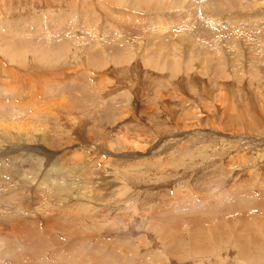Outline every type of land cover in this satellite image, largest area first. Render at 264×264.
Listing matches in <instances>:
<instances>
[{
    "label": "rangeland",
    "instance_id": "1",
    "mask_svg": "<svg viewBox=\"0 0 264 264\" xmlns=\"http://www.w3.org/2000/svg\"><path fill=\"white\" fill-rule=\"evenodd\" d=\"M165 1L0 0V264H264V0Z\"/></svg>",
    "mask_w": 264,
    "mask_h": 264
},
{
    "label": "bare ground",
    "instance_id": "2",
    "mask_svg": "<svg viewBox=\"0 0 264 264\" xmlns=\"http://www.w3.org/2000/svg\"><path fill=\"white\" fill-rule=\"evenodd\" d=\"M122 1H124V0H122ZM128 1V0H127ZM179 1V0H178ZM192 1V0H191ZM221 1V0H220ZM223 1V0H222ZM233 1V0H232ZM163 2V3H162ZM211 2H213V1H211ZM211 2H209V5H210V3ZM128 3V2H127ZM126 3V4H127ZM132 3V2H131ZM139 3H145V4H143V6L144 7H147V6H153V7H158L160 4L163 6H165L166 8L167 7H170L171 5H170V3H168V2H166L165 0H163V1H161V0H154L153 1V3H148L146 0H139ZM188 3H191V2H188ZM222 3V5H223V2H221ZM225 3V2H224ZM124 4H125V2H124ZM130 4V3H129ZM220 5V3L219 2H214L213 4H211L210 6H213L214 8H221V6H219ZM225 6H227V4H224ZM228 5H229V3H228ZM123 8H124V6L123 5H121ZM137 7V6H136ZM139 7V6H138ZM164 7V8H165ZM176 7V6H175ZM118 8H120V7H118ZM129 8V7H128ZM171 8V7H170ZM122 9V8H121ZM130 9V8H129ZM169 9V8H168ZM184 9H185V6H184ZM222 9H224V8H222ZM131 10V9H130ZM208 10H209V8H208ZM136 11V10H135ZM211 12V11H210ZM155 13V12H154ZM171 22V21H170ZM127 28V27H126ZM152 56V55H151ZM10 61V60H9ZM153 61V60H152ZM165 63H166V61H165ZM99 65V64H98ZM7 75V74H6ZM6 89V88H5ZM117 113V112H116ZM10 117V116H9ZM123 122V121H122ZM2 137V136H1ZM110 149V148H109ZM106 161V160H105ZM69 171V170H68ZM67 171V172H68ZM70 172V171H69ZM82 173V172H81ZM1 181V180H0ZM52 181V180H51ZM69 181V180H68ZM80 181V180H79ZM42 182V181H41ZM41 184V183H40ZM69 186H70V184L69 183H67V181L65 180L64 182H63V195H65V196H68L69 195V192H70V189L71 188H69ZM72 186V185H71ZM46 187V186H45ZM49 188H51V187H49ZM55 190H57V189H55ZM82 196V195H81ZM69 197H71V196H69ZM80 197V196H79ZM68 200V199H67ZM78 201V200H77ZM79 202V201H78ZM82 207V206H81ZM84 207H86V206H84ZM91 212V211H90ZM94 212V211H93ZM93 212H92V214H93ZM86 213V212H85ZM82 214V213H81ZM246 225H248V224H246ZM223 227V226H222ZM248 227H249V225H248ZM228 228V227H227ZM249 229H250V227H249ZM230 231V230H229ZM236 231V230H235ZM262 232H264V230L263 231H261V233ZM219 234H220V236H223V237H225L224 235H227V233H226V231L224 230V229H221V230H219ZM200 236V235H199ZM27 237V236H26ZM218 237V236H217ZM222 237V238H223ZM50 238V237H49ZM57 238V237H56ZM224 240V239H223ZM29 241V240H28ZM241 241V240H240ZM247 241V240H246ZM192 243H193V241H191ZM190 242V243H191ZM250 242L253 244V246L254 247H256V246H258V249L260 250H258V249H256V251H258V253H255V254H257L256 255V258H258V256H263L264 255V249H263V246L260 244L262 241H260L259 242V240L255 237V235H253V237H251V239H250ZM195 243H196V241H195ZM204 244V243H203ZM39 245V244H38ZM185 245V244H184ZM195 245V244H194ZM247 245V244H246ZM251 245V244H250ZM196 246L198 247L199 245H195V248H196ZM202 246V245H201ZM38 247V246H37ZM201 248V247H200ZM32 249V248H31ZM241 249V248H240ZM33 251V250H32ZM243 252V251H242ZM38 254V253H37ZM71 254V253H70ZM66 255V254H65ZM64 255V256H65ZM251 255V254H250ZM67 257H69V255H66ZM70 256H72V255H70ZM244 256V255H243ZM39 257V256H38ZM246 257V256H245ZM36 258V257H35ZM248 258V257H247ZM251 258V257H250ZM73 259V258H72ZM245 259V258H244ZM36 260V259H35ZM74 260V259H73ZM72 260V261H73ZM76 261V260H75ZM248 261V260H247ZM74 262V261H73ZM72 263V262H71ZM74 263H76V262H74ZM254 263L256 264V262H255V260H254ZM249 264H251V263H249Z\"/></svg>",
    "mask_w": 264,
    "mask_h": 264
}]
</instances>
